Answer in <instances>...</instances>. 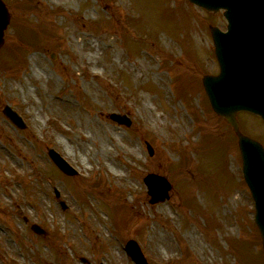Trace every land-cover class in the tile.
<instances>
[{
	"label": "rangeland",
	"instance_id": "1",
	"mask_svg": "<svg viewBox=\"0 0 264 264\" xmlns=\"http://www.w3.org/2000/svg\"><path fill=\"white\" fill-rule=\"evenodd\" d=\"M4 1L0 264H135L133 238L150 264H264L238 138L202 83L219 72L209 28L226 30L223 13L189 0ZM239 120L264 145L263 120ZM149 174L171 182L169 199L151 204Z\"/></svg>",
	"mask_w": 264,
	"mask_h": 264
},
{
	"label": "water",
	"instance_id": "2",
	"mask_svg": "<svg viewBox=\"0 0 264 264\" xmlns=\"http://www.w3.org/2000/svg\"><path fill=\"white\" fill-rule=\"evenodd\" d=\"M199 7L217 12L225 9L228 31L211 28L220 63V74L203 80L214 111L233 126L239 140L244 163V176L256 202V222L264 243V146L241 133L236 115L251 111L264 119V0H190ZM10 22L5 4L0 1V48ZM5 114L18 126L21 119L9 108ZM112 118L124 123L125 119ZM125 124L130 125L129 121ZM55 163L67 174H72L65 162L53 151ZM145 183L152 196L151 203L169 198L171 184L164 177L150 174ZM41 232L37 227L33 228ZM127 252L136 264H148L137 243L130 241Z\"/></svg>",
	"mask_w": 264,
	"mask_h": 264
}]
</instances>
